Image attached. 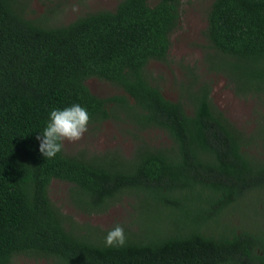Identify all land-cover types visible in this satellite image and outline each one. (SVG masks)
Segmentation results:
<instances>
[{"label": "trees", "instance_id": "obj_1", "mask_svg": "<svg viewBox=\"0 0 264 264\" xmlns=\"http://www.w3.org/2000/svg\"><path fill=\"white\" fill-rule=\"evenodd\" d=\"M30 2L0 0V264H264V0H213L204 30L206 73L263 108L251 132L213 102L196 66L181 65L177 101L149 70L171 62L183 0H120L60 25L30 18ZM91 78L122 93L98 96ZM73 104L87 110V128L119 124L132 153L44 157L36 137L50 111ZM151 129L169 143L148 142ZM55 179L69 184L78 212L127 202L126 217L108 227L78 221L51 199ZM115 224L125 244L106 247Z\"/></svg>", "mask_w": 264, "mask_h": 264}, {"label": "rangeland", "instance_id": "obj_2", "mask_svg": "<svg viewBox=\"0 0 264 264\" xmlns=\"http://www.w3.org/2000/svg\"><path fill=\"white\" fill-rule=\"evenodd\" d=\"M120 0H31L28 8V16L40 19L43 14L49 17L52 25L67 24L80 15L98 10H114ZM213 0H183L180 6V24L171 35V62L163 64L151 62L148 66L155 76L161 80L163 94L166 98L177 101L178 91L175 80L183 75L181 65L196 66L200 74L209 78L212 82L211 98L213 102L224 112L240 129L251 132L256 125V112L263 110L256 106L254 98L238 97L232 86L226 79L215 73H206L203 63V52L206 47L204 30L207 26L206 13ZM90 90L101 97L121 94L107 81L91 78L86 83ZM88 130L83 138L76 142H64L66 153H76L82 149L90 152H103L108 149L121 147L126 155L133 151L134 143L131 138L122 132L119 124L111 120L106 121L99 130ZM148 142L153 145L168 144L169 141L164 132L151 129L144 133ZM69 184L60 180H53L50 186L51 199L63 210L71 214L78 221H87L102 227H108L112 223L126 217L129 208L127 202L122 206L116 205L103 214L85 215L78 212L70 205L67 196ZM235 223L239 224L238 216H234ZM12 264H50L44 259L35 260L26 256L13 259Z\"/></svg>", "mask_w": 264, "mask_h": 264}, {"label": "clouds", "instance_id": "obj_3", "mask_svg": "<svg viewBox=\"0 0 264 264\" xmlns=\"http://www.w3.org/2000/svg\"><path fill=\"white\" fill-rule=\"evenodd\" d=\"M89 114L79 104L64 109L50 111L49 122L42 133L36 137L40 141L39 152L46 158H54L63 149L64 142H76L83 138L88 130ZM124 228L115 224L105 236L106 247H123L125 244Z\"/></svg>", "mask_w": 264, "mask_h": 264}]
</instances>
